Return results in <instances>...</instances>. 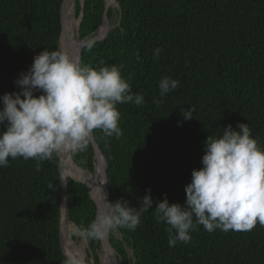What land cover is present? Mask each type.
I'll use <instances>...</instances> for the list:
<instances>
[{"label":"trees","instance_id":"1","mask_svg":"<svg viewBox=\"0 0 264 264\" xmlns=\"http://www.w3.org/2000/svg\"><path fill=\"white\" fill-rule=\"evenodd\" d=\"M62 1L0 0V96L19 91L15 80L36 54L60 48ZM113 1L117 7L111 5L108 18H115L114 24L93 49L82 48L80 61L119 66L145 102L117 105L120 137L95 131L107 160L109 201L123 198L138 206L151 189L153 207L165 193L170 204L183 205L185 186L192 170L202 167L209 135L218 136L228 124L247 123L264 148V0ZM73 9L76 17L82 9L79 37L100 24L101 0H74ZM157 47L162 51L154 59ZM163 76L177 79L179 87L161 100ZM187 108L194 115L185 120L181 111ZM92 155L91 145L84 152L70 150L72 165L82 169L91 170ZM36 165L18 157L0 167V264H63L66 259L59 240V156L41 162L39 171ZM67 189L70 224L87 227L95 218L87 186L68 176ZM71 230L69 225L63 231L66 252L82 255L69 239L85 238V264H100L99 241ZM109 238L122 264H264L259 223L250 231L228 232L198 225L188 243L169 247L167 225L156 221L153 208L143 213L136 230L120 228Z\"/></svg>","mask_w":264,"mask_h":264},{"label":"clouds","instance_id":"2","mask_svg":"<svg viewBox=\"0 0 264 264\" xmlns=\"http://www.w3.org/2000/svg\"><path fill=\"white\" fill-rule=\"evenodd\" d=\"M95 45L92 38L84 41L89 51ZM161 51L157 47L153 58H159ZM131 80L115 64L94 67L59 47L45 48L15 80L19 91L0 96V167H7L10 158L22 157L36 160L39 171L41 162L65 149L87 151L97 129L105 137H120L117 105L145 102L142 94L132 92ZM178 87L177 79L163 76L158 82L161 100ZM181 112L185 120L194 115L192 108ZM222 129L205 140L202 167L192 170L183 205L170 204L165 193L153 207L151 189L138 206L123 198L108 201L105 193L95 218L76 234L99 241L120 228L134 231L143 213L153 208L156 221L167 225L169 247L188 243L198 225L208 232L264 226V148L247 123ZM63 264H85V260L69 252Z\"/></svg>","mask_w":264,"mask_h":264},{"label":"water","instance_id":"3","mask_svg":"<svg viewBox=\"0 0 264 264\" xmlns=\"http://www.w3.org/2000/svg\"><path fill=\"white\" fill-rule=\"evenodd\" d=\"M65 1L66 0L62 1L61 8H60V24H61L60 38L62 37L65 40V43L68 47V54L72 56L73 59H75L76 57L80 58L81 50L84 47L85 39L92 38L96 42H100L106 37L107 33L111 29V25L109 23V18H108V10L111 7V5L108 0H101L102 5H103V10H102L100 24L97 26V28L94 31L90 32L86 36L79 37L78 26L80 22L78 23L77 27L75 28L72 34H70L67 31L66 23L64 22V14H63ZM116 6H117V3H116ZM79 18L80 20L82 18V9H81ZM76 43L78 44V46L76 49H74ZM90 145H91L92 153H93L91 170H88L87 168H83V169L79 167L78 168L82 169L83 171L89 174L91 186L87 185L83 181L81 182H83L88 188L89 195L95 206V216H96L98 209L102 206L103 196L105 193H106V198L109 201L110 191L108 187V176H107V171H106L107 160L99 144L97 143L95 135ZM58 156H59L60 174H61V182H62L59 240H60L61 249L64 255L66 256L67 252L65 249L63 231H65L70 224L69 216H68V213H69L68 189H67L68 176L67 177L63 176L64 168H63V164L61 161L60 153L58 154ZM93 188L95 191L92 190ZM92 191H94V193ZM99 243H100V251H99L100 264H122L119 254L116 253L113 246L111 245L109 236H107L103 240H99ZM124 246L127 251V254L132 255L131 249L128 248L125 244Z\"/></svg>","mask_w":264,"mask_h":264},{"label":"bare ground","instance_id":"4","mask_svg":"<svg viewBox=\"0 0 264 264\" xmlns=\"http://www.w3.org/2000/svg\"><path fill=\"white\" fill-rule=\"evenodd\" d=\"M73 0H66L64 4V22L66 23L67 31L69 32L71 28H75L77 21L74 20L73 14L71 12ZM78 44H75L74 49H76ZM60 48L63 49L68 53V47L65 43V40L61 37L60 38ZM70 150L71 149H65L63 152L60 153L61 161L63 164V176L67 177L71 176L77 180L85 182L87 185L91 186L89 174L82 169H79L78 167H75L72 165L71 158H70ZM67 173V174H64ZM94 190V188L92 189ZM95 191V190H94ZM94 191H92L94 193ZM72 228V224H69ZM73 229V228H72ZM77 247V246H76Z\"/></svg>","mask_w":264,"mask_h":264},{"label":"rangeland","instance_id":"5","mask_svg":"<svg viewBox=\"0 0 264 264\" xmlns=\"http://www.w3.org/2000/svg\"><path fill=\"white\" fill-rule=\"evenodd\" d=\"M108 1H109L110 5H114V4H115V2H114L113 0H108ZM115 1H116V0H115ZM116 3H117V2H116ZM71 5H72L71 12H72V14H73L74 20L77 21V24H76V26H75V28H76L77 25H78V23L80 22V21H79L80 18H79V16L76 17L75 11H74V9H73V4H71ZM115 6H116V4H115ZM115 6H113V7H115ZM116 7H117V6H116ZM114 21H115V18H114V20H112V22L109 21V23H110L111 26L114 24ZM75 28H74V27L71 28L70 31H69V33L72 34L73 31L75 30ZM72 228H73V229L71 230V232H76L77 227L74 226V225H72ZM115 235L120 236L118 233H116ZM69 240H70L71 243H74L75 246H77L78 248L81 249V251H82V255H83V257L85 258V240L82 239V240H78L77 242H76L75 240H73L72 238H70Z\"/></svg>","mask_w":264,"mask_h":264}]
</instances>
